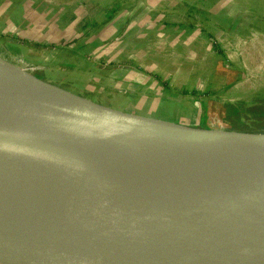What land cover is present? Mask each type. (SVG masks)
Returning a JSON list of instances; mask_svg holds the SVG:
<instances>
[{"label":"water","instance_id":"water-1","mask_svg":"<svg viewBox=\"0 0 264 264\" xmlns=\"http://www.w3.org/2000/svg\"><path fill=\"white\" fill-rule=\"evenodd\" d=\"M0 61V264H264V131L121 113Z\"/></svg>","mask_w":264,"mask_h":264},{"label":"rangeland","instance_id":"rangeland-1","mask_svg":"<svg viewBox=\"0 0 264 264\" xmlns=\"http://www.w3.org/2000/svg\"><path fill=\"white\" fill-rule=\"evenodd\" d=\"M113 1L108 0V5L103 7L100 4V0H28L23 7L26 9L28 5L32 4L30 7L39 15V20L42 21V32L44 33V30H47L48 27L51 28L54 34L53 39L63 41L65 45L76 46L75 50L77 52L82 53L85 51L86 47L82 46V43H79L81 40L91 41L102 38L104 43L101 46L99 45L100 47H94V51L91 50L89 56L96 67L100 65L106 66L108 68L107 73L119 67L130 68V66H135L138 62L142 63L144 67L151 64L153 67L158 66V70L163 78H168L170 84L177 85L179 88L177 93H181L180 88L183 87L180 83L182 79L175 78L176 75L174 74H172L173 77H170V74L173 72L172 69L183 66V64L185 66L193 65V59L199 57L200 54H202L203 65L207 67L210 65L211 61L209 60L211 58L207 54V51H211V46L216 45L217 39L207 37L205 46H200L202 53H197V50L200 48L195 43H192L190 38L187 42L184 41L179 35V30L176 29V24L187 21L195 22L183 10L186 8L188 1L193 0H121V6H114ZM20 2L21 0H10L9 2L7 0H0L1 56L16 64H21L18 60H22L36 66L37 68L34 72L39 77L46 70H43L42 66L38 67L39 64L36 65L32 61L40 58L46 59L47 55L50 58L53 57L52 59L64 61L65 64L67 63L74 67L83 66L82 56H77L73 53L56 51L58 55L56 54L55 56L54 54L51 55L50 51L37 46L26 47L27 49L24 53H15L12 48L8 47V45H11L9 39L11 40L10 42L16 41H13L14 38L10 37L9 34L4 33L3 26L5 23H10L13 16L15 17L14 14L17 13V5H20ZM6 4H8V7ZM114 8L117 11L120 9L122 13L125 12L128 15H123L120 24L121 29H101L102 25L100 26V24L110 19L109 17L116 11ZM20 10V13L22 11L25 12L24 9ZM25 15L29 14L26 13ZM130 21H135L132 28H130L132 25ZM166 22L171 23V25L164 27L163 23ZM143 23H148L149 26H142ZM117 27L115 28L117 29ZM97 47H99L98 50H96ZM241 48V45H234L230 41L220 43L219 50L225 53V55L218 51L219 55H215V57L219 58V61L222 59L221 61L223 62L224 58L221 56H225L227 60L230 58L235 66H240L242 65L243 56L240 52ZM6 49L8 51H5V53L3 50ZM248 49L250 50V48ZM254 49L252 47L251 50L253 51ZM262 49L264 50V42H262ZM246 52L247 56H244L246 58L250 57L252 60L248 63L251 69L245 71L243 75L239 76L237 80L223 90L217 86L222 79L215 78L213 79L215 83L210 88L212 90L209 96L197 95L198 97L201 96V100H207L209 97L216 99L220 102V105L215 106L212 103L205 111H202L204 123L201 119L199 124L195 123V126L205 127L206 122L212 123V119L214 118L217 121H221L228 130L264 131V55L258 61L256 60L257 58L255 59L252 56V53L247 50ZM25 59H30L31 62L25 61ZM254 66L255 68H253ZM74 67L68 69L65 66L58 67V70L51 71V74L56 79L49 81L111 110L151 119L160 118L164 119L163 121L170 122V119H166L168 118L165 116L166 113L159 108L152 109L149 104L136 102L129 98L115 99L113 98L115 95L112 94V91H101L97 86L100 84L99 79L89 82L85 81L82 84L83 76H80L78 71H76L77 68ZM195 80H198V77ZM76 85H83L80 87L82 89H76L74 87ZM178 88L173 87L172 90H177ZM168 90L171 89L168 88ZM185 90L189 91V88L186 87ZM86 91L91 92L90 94H102L104 96L107 94L106 99L113 98V100L109 99L108 101L98 96L95 97V95L94 97L99 99L96 100L88 96ZM127 101H130L134 105L129 103L124 104ZM234 102H240L236 112L232 108V103Z\"/></svg>","mask_w":264,"mask_h":264},{"label":"crops","instance_id":"crops-1","mask_svg":"<svg viewBox=\"0 0 264 264\" xmlns=\"http://www.w3.org/2000/svg\"><path fill=\"white\" fill-rule=\"evenodd\" d=\"M7 1L9 2L10 0ZM27 2L28 0H21V4L17 5V15L14 14L15 17L13 16L12 21L10 23H5L3 26L4 33L7 35L9 34L10 37L14 38L13 41H16L10 42L11 40L9 39L11 45H8V47L12 48L15 53H24L27 49L26 47L32 46L42 47L43 49L50 51L51 55L54 54L55 56L56 54L58 55L57 52L59 51L73 53L74 55L82 56L81 60L84 62L83 66L74 67L73 65L65 64L64 61L52 59L53 57L50 58L48 55L46 56V59H35L32 63H35L36 65L39 64L38 66H42V69L46 70L43 71V75H40L42 78H45L46 80H55L56 77H53L51 71H56L58 70V67L61 66H65L67 69L73 67L77 68L76 71H78L80 76H83L82 84H84L85 81L89 82L94 79H99L100 84L97 86L101 91H112V94L115 95L113 98L115 99L129 98L136 102L149 104L152 109L159 108L166 113L165 116L168 117L166 119H170V122L175 124L184 126L195 125V123L199 124L201 119L204 123L202 111H205V109L212 105V103L215 106H219L220 102L211 97L207 100H201V96L198 97L197 95L209 96L210 91L212 90L210 88L215 83L213 80L215 78L222 79L217 86L221 87V90H223L237 80L239 76L243 75L245 71L251 69L248 66V63L252 60L250 57H245L247 56L246 50L252 53V56L255 59L257 58L256 60L258 61H260L262 55H264V50L262 49V42H264V0L188 1L186 8L183 10L185 14L193 18L195 22L187 21L176 24V29L179 30V35L186 42L190 38V41L200 48L197 50V53H202L200 46H205L208 39L207 37L216 38L217 41L215 46H211V51H207V54H209L211 58H209L211 63L208 67L203 65L202 54H200L199 57L193 59V65L190 64L189 66H185V64H183V66L172 69L173 72L170 74V77H173L172 74H174L176 75L175 78L182 79L180 84H182V87L184 88H180L181 93H177L179 90L178 86L170 84L168 78H163L158 70V66L153 67V65L148 64L144 67L142 66V63L138 62L135 66H130V68L119 67L108 73V68L106 66L100 65L96 67V65L92 63L89 54L91 53V50L94 51V47L101 46V44L104 43L102 38L91 41L81 40L79 43H82V46L86 48L82 53L77 52L75 50L76 46L65 45V42L53 39L54 34L51 28L48 27L47 30H44V33L42 32V21L39 20V15L30 7L32 4H30V6L28 5L26 9L23 7ZM108 3V0H100V4L103 7L108 5ZM113 3L114 6H121V0H117V4L116 0H114ZM8 4H6L7 7ZM20 9L25 10V12L22 11L24 14L20 13ZM115 10L116 11L113 12V15L109 17L110 19L107 22L105 21L104 23L102 22L103 24H100V26L102 25L101 29H121L120 24L122 17L123 15L126 16L127 13H122V10L120 9L118 11L117 9ZM26 13L29 15H25ZM130 23L132 24L130 28H132L135 21H130ZM168 25H171V23H163L164 27H167ZM142 26L146 27L149 25L148 23H143ZM115 27H117V29ZM108 35L110 34L108 33ZM229 41L234 45L238 44L242 46L240 52L243 56L242 65L240 66H235L230 58L227 60L225 56H221L224 58L223 62L225 63L221 61L222 59L219 61V58L215 57V55H219L218 51L225 55V53L219 50L220 43H226ZM76 43L78 42L76 41ZM99 47H97L96 50H98ZM252 47L255 48L253 51L251 50ZM248 48H250V50ZM3 51H8V49ZM25 61L31 62L30 59H25ZM96 68L98 69L96 70ZM253 68H255V66ZM207 71L209 72L207 73ZM197 77L198 80H195ZM165 80L166 82H164ZM82 86L83 85H76L74 87L76 89H82L80 88ZM173 87L178 89L172 90ZM186 87L189 88V91L185 90ZM168 88L171 90H168ZM86 92L88 96L96 100H99L95 98L97 96L102 99H106L107 97V94L104 96L102 94L99 95L92 93L94 94L92 96V94H90L91 92ZM113 98H107L106 100H113ZM127 103L134 105L130 101H127L124 104ZM155 119L161 121L164 120L160 118ZM212 123L207 121L205 128L209 130H228L221 121H217L213 118Z\"/></svg>","mask_w":264,"mask_h":264},{"label":"bare ground","instance_id":"bare-ground-1","mask_svg":"<svg viewBox=\"0 0 264 264\" xmlns=\"http://www.w3.org/2000/svg\"><path fill=\"white\" fill-rule=\"evenodd\" d=\"M0 66H2V67H7V65L6 64H4L3 62H1L0 61ZM10 69H12V68H10ZM81 97V96H80ZM87 99V98H86ZM105 108H107V107H105ZM109 109V108H108ZM102 159V161L103 162H105L106 164H108V165H110V166H112V167H114L115 169H117V170H120V168L112 161V160H110L109 158H101Z\"/></svg>","mask_w":264,"mask_h":264},{"label":"built area","instance_id":"built-area-1","mask_svg":"<svg viewBox=\"0 0 264 264\" xmlns=\"http://www.w3.org/2000/svg\"><path fill=\"white\" fill-rule=\"evenodd\" d=\"M21 64H19L21 67H23L24 69H26V70H28V71H30V72H34V71H36V66H34V65H32V64H30V63H26V62H24V61H22V60H18ZM39 67V66H38Z\"/></svg>","mask_w":264,"mask_h":264},{"label":"trees","instance_id":"trees-1","mask_svg":"<svg viewBox=\"0 0 264 264\" xmlns=\"http://www.w3.org/2000/svg\"><path fill=\"white\" fill-rule=\"evenodd\" d=\"M240 104V102H234V103H232V108H233V110L236 112L237 110H238V105Z\"/></svg>","mask_w":264,"mask_h":264}]
</instances>
